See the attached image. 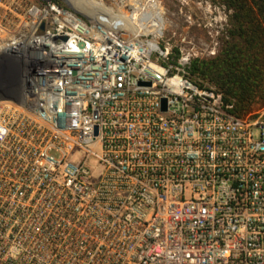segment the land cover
I'll return each instance as SVG.
<instances>
[{
    "label": "built area",
    "instance_id": "2783aa9c",
    "mask_svg": "<svg viewBox=\"0 0 264 264\" xmlns=\"http://www.w3.org/2000/svg\"><path fill=\"white\" fill-rule=\"evenodd\" d=\"M84 6L0 0V264H264V109L191 73L219 46L162 0Z\"/></svg>",
    "mask_w": 264,
    "mask_h": 264
},
{
    "label": "trees",
    "instance_id": "16d2710c",
    "mask_svg": "<svg viewBox=\"0 0 264 264\" xmlns=\"http://www.w3.org/2000/svg\"><path fill=\"white\" fill-rule=\"evenodd\" d=\"M231 10L230 40L221 54L194 61L191 73L212 83L236 110L264 99V0H221Z\"/></svg>",
    "mask_w": 264,
    "mask_h": 264
},
{
    "label": "rangeland",
    "instance_id": "374dc122",
    "mask_svg": "<svg viewBox=\"0 0 264 264\" xmlns=\"http://www.w3.org/2000/svg\"><path fill=\"white\" fill-rule=\"evenodd\" d=\"M192 2L195 4L201 2L206 12H201V9L196 8L191 2L190 8H185L179 0H162L167 15V35L175 46H195L197 50H201L204 46H219L218 54L204 61L215 59L231 38L229 29L232 12L221 0H192ZM189 16L194 20L193 23L188 22ZM262 109H264V99H257L251 105L249 112Z\"/></svg>",
    "mask_w": 264,
    "mask_h": 264
},
{
    "label": "water",
    "instance_id": "95a60500",
    "mask_svg": "<svg viewBox=\"0 0 264 264\" xmlns=\"http://www.w3.org/2000/svg\"><path fill=\"white\" fill-rule=\"evenodd\" d=\"M63 40H65V38H63ZM1 57H0V72H5V69L1 66L2 62H1ZM7 74L8 79L5 80L4 77H0V100L1 99H15L17 100V95H16V88H11L7 83L10 82L12 80V78H14V83H17L19 80V75L17 74V72H14V69L12 68L11 70L7 69ZM0 76H2V73H0ZM16 76V77H15Z\"/></svg>",
    "mask_w": 264,
    "mask_h": 264
},
{
    "label": "bare ground",
    "instance_id": "6f19581e",
    "mask_svg": "<svg viewBox=\"0 0 264 264\" xmlns=\"http://www.w3.org/2000/svg\"><path fill=\"white\" fill-rule=\"evenodd\" d=\"M71 3H73L74 6H77L80 9L87 11L84 5L89 3V0H71Z\"/></svg>",
    "mask_w": 264,
    "mask_h": 264
}]
</instances>
